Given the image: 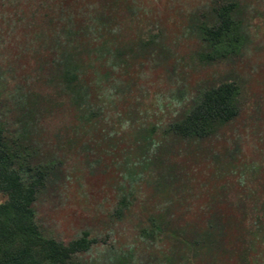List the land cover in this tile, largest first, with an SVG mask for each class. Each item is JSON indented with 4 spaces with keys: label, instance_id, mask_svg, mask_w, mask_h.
Masks as SVG:
<instances>
[{
    "label": "rangeland",
    "instance_id": "obj_1",
    "mask_svg": "<svg viewBox=\"0 0 264 264\" xmlns=\"http://www.w3.org/2000/svg\"><path fill=\"white\" fill-rule=\"evenodd\" d=\"M224 2L243 46L210 61ZM226 80L234 119L170 130ZM0 119L47 169L41 232L95 239L78 264H264V0H0Z\"/></svg>",
    "mask_w": 264,
    "mask_h": 264
},
{
    "label": "trees",
    "instance_id": "obj_2",
    "mask_svg": "<svg viewBox=\"0 0 264 264\" xmlns=\"http://www.w3.org/2000/svg\"><path fill=\"white\" fill-rule=\"evenodd\" d=\"M235 2H224L213 8L212 24L200 23L197 31L210 48V61L236 55L243 46V36L233 19ZM67 82L77 79L75 73L65 75ZM240 87L235 80L221 81L203 88L183 117L170 124L175 134L183 137H205L234 119L239 112ZM75 90L73 102L82 98ZM31 154L18 138L8 135L0 119V264H78L75 257L95 242L87 231L64 243L45 236L36 221L33 202L45 185L47 169L31 163ZM121 208L125 200L120 202Z\"/></svg>",
    "mask_w": 264,
    "mask_h": 264
}]
</instances>
